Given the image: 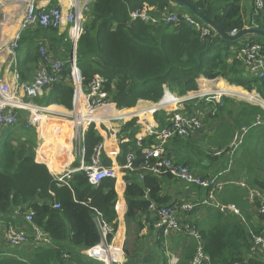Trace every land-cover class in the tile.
Wrapping results in <instances>:
<instances>
[{
	"label": "trees",
	"instance_id": "trees-1",
	"mask_svg": "<svg viewBox=\"0 0 264 264\" xmlns=\"http://www.w3.org/2000/svg\"><path fill=\"white\" fill-rule=\"evenodd\" d=\"M186 1L206 17L214 20L226 33L239 31L245 27H258L264 30V11L256 10L254 0V8L248 16L243 12L242 0ZM172 3L175 4L172 0H91L88 14L86 13L87 33L80 38L77 45V60L85 84L87 85L96 73L101 74L106 80L105 90L119 110L133 108L141 99L158 103L164 98L167 89L179 97L185 96L199 89L198 80L201 77L223 78L220 80L225 79L230 84L248 91L256 89L264 97V79L248 73L245 65L233 52L241 46L245 37L230 40L219 35L214 29L209 37H204L200 30L184 19L175 26L130 19V11L143 8L145 4L160 11L169 7L174 8ZM181 7L183 8L181 12L188 13L203 24H207L187 7ZM51 31L54 30L38 29L26 33L23 37L21 49L25 48V54L18 61L22 81L32 80L35 70L40 65L37 38L45 39L46 34ZM249 36L264 45L262 41L264 37ZM49 50L52 53V49ZM68 61L61 73L62 81L52 85L47 93L35 99L37 104L41 106L56 104L72 109L74 89L69 82ZM222 102L224 107L215 104L218 108L217 114L209 116L220 118L231 105L233 106L232 111H227L235 117L233 126L224 124L223 134L235 132L242 126H250L235 157V165L237 164L239 172L245 173V166L242 163L246 155L253 151L256 156L263 157V153H260L257 147L262 142V134H255V131L264 130V126H253V123L258 115L264 116V109L259 105L238 101L228 96H223ZM194 105L195 101L186 102L184 111L194 112L197 109ZM152 108L153 105L147 104L138 108L135 113H150ZM173 114V111L168 113L165 109L157 110L154 117L159 123V128L168 126ZM120 115L123 120L130 117L128 112ZM139 129L137 118L123 125L120 131L123 136L121 138H127L128 141L120 143L118 164H124L126 156L134 152L135 165L140 167L144 163L142 150L157 143L155 135L145 136L139 141L137 138ZM29 132L31 136L28 135ZM24 134L28 136L26 139L20 137ZM36 136L34 128L27 129L20 124L14 130H7L0 141V218L15 222L19 217L24 218L29 209H33L34 224L49 234L58 248L34 246L30 251L21 248H14L12 250H18L10 253L2 251L0 264H103L89 258L80 249L87 250L101 242L99 218L113 228L109 240L115 237L120 223L116 209L118 200L116 179L107 178L99 185L93 186L88 181L86 173L80 171L71 176L70 186L59 185L48 167L35 161ZM13 139L17 141V145L12 144ZM171 140L180 145L187 144L184 137H173ZM102 141L101 134L92 125L85 141L88 160L95 147ZM214 142L219 146L217 148L228 149L230 145L225 147V142H220L219 137ZM240 150H244L241 160L238 157ZM206 156L215 167L214 173H218L220 167L225 166L226 157H214L211 153H207ZM102 160L107 166L113 165L112 160L104 152ZM235 169L236 167L230 174L225 175L227 185L221 192L219 200L226 206H236L241 215L245 216V221L233 211L223 212L211 206L207 220L194 225L199 231L204 251L210 257V264L234 262L264 264L261 256H248L249 230L264 235V216L257 212L258 202H250L249 191L264 189V182L259 181L262 180L260 177L255 183L253 180L255 177L248 168L250 174L246 177V186L243 187L235 179ZM141 172L135 170L124 175L127 244L132 238L139 239L141 237L139 234L145 226L151 231L154 230L156 219L148 211L152 202L160 205L172 203L171 197L163 194L164 183L172 177L146 173L144 178H141ZM57 204L60 207H56ZM14 216H17V219ZM153 235L162 252L160 255L162 264H167V257L162 248L164 240L159 239L154 233ZM136 240L132 242L134 247L132 254L125 244L129 264H137L134 258L142 254ZM197 246V239L192 235L184 234L174 239L173 251L178 252L180 256L179 264H191ZM64 252L70 254L68 259L63 258Z\"/></svg>",
	"mask_w": 264,
	"mask_h": 264
},
{
	"label": "built area",
	"instance_id": "built-area-1",
	"mask_svg": "<svg viewBox=\"0 0 264 264\" xmlns=\"http://www.w3.org/2000/svg\"><path fill=\"white\" fill-rule=\"evenodd\" d=\"M8 3L10 6L15 5L12 11H19L18 6L20 4L24 5V10L22 9L20 12L18 27L7 41H5L3 33L0 32V54L2 51L6 52L8 55L7 69L13 73V79L11 80H7L0 75V141L7 130H14L20 124L27 128H36L40 140L39 145L36 147L37 160L42 159L43 146H51L53 150L41 162L48 167L47 164H53L54 161H66L59 172L50 171L48 167L59 185L70 186L71 176L80 171L86 173L90 184L97 186L107 178L116 179L119 175L124 176L127 172L141 170V178H144L146 173L155 176L168 175L186 185L196 187L201 191V194L194 199L173 201L170 204L163 205L152 202L148 211L156 219L154 234L159 239L164 240L162 248L167 257V264H179L180 256L178 252L173 251V241L184 234L196 237L198 242L191 264H210V257L204 251L199 231L189 221L190 216L196 209L213 206L223 212L233 211L245 221L236 206H226L220 203L218 196L227 185L225 175L230 174L236 166V154L243 144L250 126H242L235 131L233 141L228 146V149L211 147V155L214 157H226V163L224 167H220L218 173H212L207 176L197 173L190 166L170 155L167 150V144L173 137H188L200 131L204 126L203 118L198 109L191 113L184 111L185 107L183 104L185 102L200 98L221 106L220 104H223V96L233 97L239 95L213 88L202 89L196 93L189 92L182 97L175 94H167L160 106H156V103L152 104L151 114H154L159 109L168 108L169 104L180 105L172 109L174 114L170 118L168 126L159 128V126L155 127L153 123L146 122L145 132L138 137V140L141 141L148 135H155L157 143L142 150L144 163L140 167L135 165L136 155L134 152L126 156L124 164L105 165L102 160L103 141L95 147L94 153L88 160L85 141L89 128L92 125L98 127L103 124L107 126L106 132L109 135H113L116 130L108 126V123L113 119L109 117L113 116V113L117 111L116 105L111 101L109 94L104 89L105 78L101 74L96 73L86 85L77 60L78 41L87 33L86 13L89 10L90 0H72L70 6L66 9L61 6L51 5V0H0V12L2 7ZM254 3L258 12L264 11V0H254ZM9 12L4 11L3 19L6 18ZM130 19L131 21L141 20L145 23H164L166 25H177L184 19L188 24L200 30L204 37H209L213 32V28L210 25L203 24L188 13L171 7L157 11L156 7L145 4L143 8L131 10ZM62 26H67L68 36L72 45V57L68 63L70 64L69 82L74 89L73 107L64 115V120L70 121L73 128V133L71 134L72 152H68L65 155L67 160H64L59 154L58 137L60 130L50 125V120L55 117L54 112L50 109L51 105L41 106L35 102V99L47 93L52 85L62 81L61 73L67 61L55 58L43 37L36 40L41 62L35 70L32 80L22 81L18 69L21 41L26 33L34 32L38 29L58 30ZM236 32L237 30H234L232 34ZM247 37L248 39L242 42L239 48L235 49V57L245 65L248 73L264 79V45L252 39V36L248 35ZM200 80H202V84L216 81V79H207L205 77H201ZM246 92L249 93L248 91ZM255 96L256 103L264 109V97L257 92H255ZM215 113L216 110L213 111V114ZM253 126H264V116L258 115ZM240 185L245 187L246 183L241 182ZM249 200L250 202H258L257 212L264 216V190L250 189ZM56 207H60V205L57 204ZM33 217L34 210L29 209L24 216V220L28 225L26 229L14 225L6 227L4 232V243L6 246L11 249L22 248L26 245L58 248L49 234L34 224ZM98 224L102 235L101 242L87 250H83V253L103 264H129L124 241H122L119 249L116 241L117 235L112 240H109V234L113 232V228L100 218L98 219ZM249 235L250 249L248 256L259 255L264 259V235H259L252 230H249ZM62 256L64 259H68L70 254L64 252ZM232 264L240 263L234 262Z\"/></svg>",
	"mask_w": 264,
	"mask_h": 264
},
{
	"label": "crops",
	"instance_id": "crops-1",
	"mask_svg": "<svg viewBox=\"0 0 264 264\" xmlns=\"http://www.w3.org/2000/svg\"><path fill=\"white\" fill-rule=\"evenodd\" d=\"M71 1L72 0H51V5L61 6L64 9H66L70 6ZM83 1H87V0H83ZM90 2H91V0H90ZM172 6H175V5H173V3H172ZM242 6H243V12L245 13V15L246 16L250 15L251 9L254 8L253 0H242ZM27 35H29V34H27ZM247 36L248 35L244 36L245 38L242 37L243 38L242 42H244L248 39ZM45 40L48 43L49 48L52 49V54L56 58L64 60V61L65 60L70 61V59L72 57V45H71V41H70L69 36H68L67 26H62L58 30H54V31L47 33ZM24 49H21L19 51L18 56L21 58L25 54ZM233 52H234V50H233ZM7 67H8V55L6 54V52L2 51L0 54V75L2 77L6 78L7 80H11V79H13V73L11 71H9L7 69ZM200 79L201 78H199V80H198L199 81V89L195 90V91H191L190 93H192V92L196 93L197 91H200L202 89L206 90V88L222 89V87L219 85L220 82H224L225 87L226 86H228V87H240V86L230 84L225 79L220 80L223 78H217L216 81L213 83L207 82L204 84L201 83L202 80H200ZM225 81L227 83H229V85ZM241 88H243V87H241ZM233 94H236V93L234 92ZM238 95L242 96L240 94H238ZM245 98L248 100H251L250 98H247V97H245ZM193 101H195L194 106L197 107V109L199 110V112L203 118V122H204L203 128L200 131H198L192 135H189L188 137H184L185 139H187V144H185V145L184 144L180 145V144L176 143L174 140H171L167 144V150H168V153L170 155H172L173 157H175L178 161L185 163V164L187 163L188 166H190L197 173H199L203 176H207L209 174L214 173L215 167H214V165H212L211 160L206 156L207 153L204 154L205 152L202 151L201 149H199L198 143L196 144L195 142L201 141V139L204 138V139H207V141H209L210 143H212L214 141H217L218 137H219L220 142H225V147L227 145H229L233 141L235 132L233 131L231 133L223 134L222 133V131H223L222 126L226 123L229 124L230 126H233V118H232L233 115L230 113H227L228 110L229 111L233 110V106L231 105L227 109V111H225V113L222 116H220V118L215 119V118H212L211 116H209V114H211L213 116H215V114H217V112L215 114H213V111L215 109L213 102L205 101L204 99H200V98L193 99ZM202 101H205V102L201 103ZM146 104H151V105L153 104L154 105L155 103L150 102V101L140 100L138 102V104L136 105V107L127 108V109H120V110L118 108H116L117 111H115L113 113V116L109 117V118H113V119H111L109 126L113 127V129L116 130V133H114L113 135H109L106 131L105 132L99 131V133L101 134V136L103 138V142H104L103 152L110 160H112L113 165L118 164L117 159H118V156L120 153V143L122 141H128L127 138H123V139L121 138L123 136H121L120 131H121L123 125L126 124V122L128 123L129 121H131L130 117L125 118L124 120H118L115 118L116 117L115 115L118 113H123V112H133V111L137 110V108L140 105H146ZM200 105H203V107L199 108ZM183 106L185 107V104H183ZM50 109L52 112H54V115H55V117L50 120V125L53 128L55 127V128H58L60 130L59 137H58L59 154L61 157H63L68 152H72V138H71L70 132L68 131V127L71 128V124H67L68 121L64 120V117H65L64 115L66 113H68L70 110L63 107V106H60V105H51ZM165 110L168 113L170 111H172L171 109H165ZM132 117L137 118V125L142 128V130H141L142 134H144V132H145L144 126H145L146 121L153 123V125L155 127L159 126V123L155 120L154 114L152 115V117H149V118H144V116L142 117L141 115L138 117L137 114L136 115L133 114L131 116V118ZM138 118H140V119H138ZM255 132H256L255 134H262V137H261L262 142H260V144L257 145V147H258V151L260 153L261 152L263 153V157L260 158V157L256 156L255 154H253V151H251L243 159V151L244 150H242V151L240 150L238 157L240 160L243 159L242 164H244V166H245V168H244L245 173H240L238 166L236 164V166H235L236 167L235 179L238 180L239 183L247 182L246 177L250 174V172L255 177L253 179L255 183H257V179H259L260 177L262 180H259V181L264 182V130L263 129H257ZM207 137H209V139ZM204 139H203V141H205ZM247 139L249 142V135H248ZM67 141H70V144L66 146L65 143H68ZM246 142H247V140H246ZM37 145H38V141H37ZM215 146L217 147L218 145H215ZM204 148L206 149L205 145H204ZM52 150H53V148L51 146H43V151L41 153L42 159L46 158L49 155V152H51ZM37 159H38L37 148H35V161L37 163L41 164L42 159L41 160H37ZM65 163H66V161H63V162L54 161L53 164H47V165H48L50 171L54 170L56 172H59V171H61V168L64 166ZM238 165H239V163H238ZM218 166L219 165L217 164V167ZM248 168H250L249 173L247 171ZM236 176H237V178H236ZM125 189H126V182H125L124 176L119 175L116 178V191L118 194L116 209H117V212L119 215V220H120L118 232H120L122 230L123 235L126 237L127 236L126 235V223H125L124 216H125V213L127 211V204H126V200L124 198ZM261 190H264V189H261ZM163 194H168L171 197L172 202L173 201H188L190 199H194L196 196H199L201 194V191H199L196 187L186 185L183 182L172 178V179L167 180L164 183ZM220 194L218 196V199L220 197ZM209 211H210L209 207L196 209L195 211H193L191 213L189 221H191L193 224H197V222L198 223L203 222V221L207 220V215H208ZM253 213L256 216L254 210H253ZM248 214H250V213H248ZM14 217H16V219H17V216H14ZM243 217H245V216H243ZM14 223H16V224H14ZM10 224L14 225V226L25 228V229H26V227H28L24 218L21 219L19 217L17 220H15V222H12L9 219L0 218V254H2V251H9V253H10L11 252L10 250H12L11 248L7 247L6 244L4 243V232H5L7 225H10ZM154 231H155V229L152 231L149 230L148 226H145L141 230L139 236L143 235V237H142L143 242L141 245V248L143 251L141 250L140 253H142V254L140 256H138L137 258H134V260L136 261L137 264H153V263L154 264H162V259L160 257L162 252H161V249L159 248L158 244L154 240V235H153ZM125 237H124V240H125ZM139 239H141V237ZM139 239L136 240L137 245H138ZM33 247H34V245H26L22 249L30 251V249ZM15 250H17V249H15ZM133 250H134V247L132 245V249H129V253L132 254ZM126 256H127V254H126ZM127 259H128V263H129V258L127 257Z\"/></svg>",
	"mask_w": 264,
	"mask_h": 264
},
{
	"label": "rangeland",
	"instance_id": "rangeland-1",
	"mask_svg": "<svg viewBox=\"0 0 264 264\" xmlns=\"http://www.w3.org/2000/svg\"><path fill=\"white\" fill-rule=\"evenodd\" d=\"M11 1H14V0H11ZM90 5V4H89ZM89 5H88V8H89ZM175 6H174V8L176 9V10H178V11H183V8L180 6V5H177L176 3L174 4ZM17 6V5H16ZM13 7H15V5L14 6H10L9 5V3L8 4H5V6L4 7H2V9H1V12H0V16H1V19H0V32L1 33H3V37L5 38V41H7L8 40V38L9 37H11V35L13 34V32L16 30V28L18 27V23H19V21H20V12H21V10L23 9L24 10V5L23 4H20L18 7H19V11H17V12H15V11H12V9H13ZM4 11H10L9 12V14L6 16V18L5 19H3V15H4ZM88 11L89 10H87V14H88ZM3 13V14H2ZM87 18H88V16H87ZM171 26H175L174 24H170ZM85 35V34H84ZM263 41V43H264V40H262ZM226 82V81H225ZM227 83V82H226ZM223 84H224V82H220L219 83V85L220 86H223ZM228 85H229V83H227ZM224 86H225V84H224ZM223 86V88L224 89H222V90H226L225 89V87ZM104 89H105V87H104ZM246 90V89H245ZM243 91L245 94L247 93L246 91H248V90H246V91ZM106 92H107V90H105ZM249 93H255V92H257V93H259L256 89H254V90H252V91H248ZM108 93V92H107ZM167 94H173V93H171L168 89L166 90V93H165V95H167ZM226 96H228V95H226ZM232 99H235V100H238V101H245V102H249V103H252V104H255V105H258L257 103H256V101H254V102H252V101H250V100H248V99H244V98H242V97H239V96H233V97H231ZM141 100H143V99H141ZM205 101H206V99H204ZM140 101V100H139ZM138 101V102H139ZM186 103V102H185ZM138 104V103H137ZM215 104L216 103H214L213 102V105L215 106ZM180 104H177V105H174V106H171V105H169V107L168 108H166V109H173V108H176V107H178ZM221 106V108L222 107H224V104H220ZM73 107V106H72ZM136 107V106H135ZM203 107V105H200L199 106V108H202ZM127 109V108H126ZM162 109H165V108H162ZM70 110V109H69ZM214 110H216V111H218V108H217V106H215V109ZM136 111V110H135ZM135 111H133V112H131V116L133 115V114H135ZM124 113V112H123ZM142 117L144 116V118H149V117H152V115H153V113L151 114V113H146V114H140ZM139 115V116H140ZM138 116V117H139ZM234 116H232V118H233ZM235 118V117H234ZM53 119V118H52ZM130 119L132 120V119H134L133 117L131 118L130 117ZM138 119H140V118H138ZM142 119V118H141ZM152 120V119H151ZM66 121H68V120H66ZM146 122H148V121H146ZM110 123V122H109ZM109 123H108V126H109ZM127 123V122H126ZM67 124H71V128L70 127H68V131L70 132V134H72L73 133V128H72V123L70 122V121H68L67 122ZM146 124V123H145ZM106 125H103V124H100L98 127H96V130L99 132V131H106ZM27 128V127H26ZM116 128V127H115ZM27 129H31V128H27ZM35 130H36V132H37V129L36 128H34ZM141 130H142V128L140 127V129H139V133H137V138L142 134V132H141ZM144 130H145V126H144ZM31 132H29L28 133V135H30L31 136V134H30ZM14 134H16V133H14ZM36 147H37V141H38V145H39V143H40V140H39V137H38V132L36 133ZM144 136V135H143ZM16 137H19V136H16ZM20 137H22L23 139H26L28 136H26V134H24L23 136L21 135ZM68 137V136H67ZM66 137V138H67ZM208 139H209V137H207ZM204 139V138H203ZM203 139H201V141H197V142H195L196 144L198 143V147H199V149H201L202 151H204L205 153L204 154H206V153H208V154H210V152H208V151H210V149H211V147H215L214 145V143L215 142H212V143H210L209 141H207V139H204L205 141H203ZM14 141H13V143L12 144H14V145H17V141H15V139H13ZM68 142V141H67ZM70 144V142H68V143H65V145L67 146V145H69ZM64 145V146H65ZM204 145L206 146V149L204 148ZM210 145V146H209ZM35 147V148H36ZM64 157H66V156H63L62 158H64ZM117 233H119L118 231H117ZM117 235V234H116ZM125 237V236H124ZM142 237H143V235H141V239H139L138 240V247H140L141 248V245H142ZM126 239H127V236L125 237V240L123 239V241H124V247H125V244H126ZM133 240L135 241L136 239H134V238H132V239H130L129 241H128V244H127V247L129 248V249H132V242H133ZM22 248H24V247H22ZM21 248V249H22ZM142 249V248H141ZM18 250V249H17ZM11 252H16V250H10ZM21 252H24V251H21ZM25 254H27V252L25 253ZM23 257H25V255H23Z\"/></svg>",
	"mask_w": 264,
	"mask_h": 264
},
{
	"label": "water",
	"instance_id": "water-1",
	"mask_svg": "<svg viewBox=\"0 0 264 264\" xmlns=\"http://www.w3.org/2000/svg\"><path fill=\"white\" fill-rule=\"evenodd\" d=\"M172 1L175 2L176 4H179L181 6L187 7L190 11H192L196 16H198L199 18L204 20L219 35H221L224 38H227V39H230V40H237V39H240V38H242V37H244L246 35H259V36L264 37V30L260 29L258 27H245V28L237 31L234 34L226 33L214 22V20L206 17L203 13H201L199 10H197L192 4H190L186 0H172ZM165 96H164V98H165ZM163 99L160 102L156 103V106H160V104L162 103ZM80 251L83 252L82 249H80Z\"/></svg>",
	"mask_w": 264,
	"mask_h": 264
},
{
	"label": "bare ground",
	"instance_id": "bare-ground-1",
	"mask_svg": "<svg viewBox=\"0 0 264 264\" xmlns=\"http://www.w3.org/2000/svg\"><path fill=\"white\" fill-rule=\"evenodd\" d=\"M220 82V81H219ZM223 86H224V84H223ZM223 86H221L222 87V89H224L223 88ZM225 87V86H224ZM225 91H228V92H230V93H236V94H240V95H242V96H239V97H242V98H244V99H246L245 97H247V98H250L251 100H253V101H255L256 100V96H255V93H244L243 91H244V89L243 88H241V87H228V86H226L225 87ZM233 90V91H232ZM244 96V97H243ZM172 104V103H171ZM147 105V104H146ZM170 105V104H169ZM141 106H145V105H140L138 108H140ZM171 106H174V104L173 105H171ZM137 108V109H138ZM152 112V111H151ZM150 112V113H151ZM129 113V116L131 117V113L130 112H128ZM147 112H145L144 114H146ZM121 113H118L116 116V119H118V120H123V119H121L122 118V116L120 115ZM135 114H138V115H140L139 113H135ZM113 125V124H112ZM64 160H67V156L66 157H64L63 158ZM123 239H124V235H123V232H120V233H118L117 234V239H116V241H117V245H118V248L120 249V246H121V243H122V241H123Z\"/></svg>",
	"mask_w": 264,
	"mask_h": 264
}]
</instances>
